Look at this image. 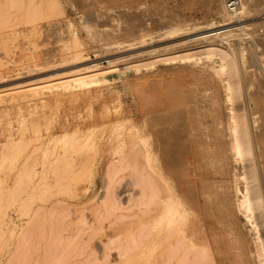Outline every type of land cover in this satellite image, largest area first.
I'll list each match as a JSON object with an SVG mask.
<instances>
[{
    "label": "rangeland",
    "instance_id": "374dc122",
    "mask_svg": "<svg viewBox=\"0 0 264 264\" xmlns=\"http://www.w3.org/2000/svg\"><path fill=\"white\" fill-rule=\"evenodd\" d=\"M13 1L0 0V264H164L166 258L167 264H179L186 254L183 264H259L255 257L264 252L263 218L255 210L248 221L237 206L250 156L232 155L223 117L225 106H232L238 112L246 108L257 119L256 184L264 204V98L254 92L264 68L250 63L264 59V0H248L249 11L241 17L248 20L244 30L239 21L231 23L233 34L224 46L242 65L236 76H230L218 53L197 49L203 40L197 32L207 22L227 21L224 0ZM189 52L192 56L185 59ZM94 63L98 66L91 67ZM208 65L224 68L216 76ZM106 68L112 70L96 84L63 85L75 75ZM237 79L240 95L232 92L226 102L224 86ZM147 135L158 161L150 149L136 151ZM132 139L135 160L134 155L122 160L120 151H128ZM110 160L114 170L120 167L116 175H109ZM19 174L27 181L21 193ZM141 178L143 189L129 183ZM112 185L120 193L119 207L118 199L111 204ZM149 188H154L150 197ZM166 190L174 206L169 214L157 195ZM97 197L105 199L106 207ZM118 213L136 215L122 219ZM114 215L120 219L112 221ZM130 239L140 243L133 247ZM123 244L132 246L127 258H122L128 254ZM118 245L126 253L118 252ZM197 256L203 258L196 261Z\"/></svg>",
    "mask_w": 264,
    "mask_h": 264
},
{
    "label": "bare ground",
    "instance_id": "6f19581e",
    "mask_svg": "<svg viewBox=\"0 0 264 264\" xmlns=\"http://www.w3.org/2000/svg\"><path fill=\"white\" fill-rule=\"evenodd\" d=\"M14 1H19V0H14ZM13 1V2H14ZM21 1H23V0H21ZM227 1L228 0H224V3H223V9H224V14L222 15V17L224 18L223 20L225 21V20H227V21H225V22H223V23H220V24H214V21L213 22H211V23H206L205 24V27H204V29L203 28H201V29H203L202 31H198L197 32V39H203L202 41L200 40V43H202L200 46H198L197 47V49H200V52H206V53H213V52H216V53H218V55L220 56V58H221V60L223 61V62H225L227 65H228V69H229V71L228 72H230L229 74H230V76H236V74H237V72L239 71V67L240 66H242V65H238V60H237V58L235 57V56H233L232 54H231V52L229 51V50H227V49H225L226 47V45H228L227 43H228V38L230 37V36H232L231 35V33L233 32V28L232 27H230L231 26V23L233 22V23H235V21L236 20H238L239 22V27H241L242 29L241 30H244L243 28L244 27H246L247 26V24H248V20H244V19H242L241 17H242V13H244V12H246V11H249V7H248V0H240V2H239V4L237 5V7L235 8V9H231L228 5H227ZM12 2V1H11ZM15 3V2H14ZM28 3V5L26 4V6H29V2H27ZM38 3H40L39 1H38ZM38 3H35V5L36 4H38ZM143 3V2H142ZM23 4V3H22ZM13 5V4H12ZM34 4H33V6H35ZM144 5V4H143ZM14 6V5H13ZM39 6H40V4H39ZM39 6H37L36 7V11L35 12H38L39 10H37L38 8H39ZM260 6V5H259ZM263 6V5H262ZM32 8V7H31ZM257 8V7H256ZM29 8H26V10H28ZM35 9V8H34ZM138 9V8H137ZM31 11H34V10H31ZM30 11V12H31ZM26 12V14H27V11H25ZM251 12V11H250ZM150 14V13H149ZM29 15H31V14H29ZM137 15V14H136ZM26 16V15H25ZM136 17V16H135ZM144 18V17H143ZM260 19H262L263 21L262 22H264V10L261 12V16H260ZM148 22V21H147ZM141 23V22H140ZM232 23V24H233ZM169 24V23H168ZM171 24V23H170ZM169 24V25H170ZM141 25H143V24H141ZM179 26H177L176 28H178ZM202 27V26H201ZM238 27V26H237ZM180 28V27H179ZM195 29V28H194ZM176 31V30H175ZM108 33V32H107ZM107 33H106V35H107ZM109 34H111V33H108V35ZM233 34V33H232ZM249 34V33H248ZM248 34H246V36L248 35ZM100 35H101V37H102V35H105V33L103 34V33H100ZM107 35V36H108ZM253 35V34H252ZM259 36H260V34H258ZM106 36V37H107ZM111 35H109L108 36V38L110 37ZM263 36L264 35H262L261 34V37L263 38ZM103 37H105V36H103ZM192 37V36H191ZM240 37V36H239ZM111 39L110 40H112V37H110ZM140 38V34H139V36H138V38L135 40V42L138 40ZM193 38V37H192ZM238 38V37H237ZM246 38V37H245ZM245 38H243L244 40H245ZM250 38H252L253 39V37H250ZM255 38H257V37H255ZM101 39V41L99 40V35H98V40L101 42V43H104V39L105 38H100ZM195 39V38H194ZM236 39V38H235ZM242 39V38H241ZM240 39V40H241ZM247 39V38H246ZM249 39V38H248ZM251 39V40H252ZM259 39V38H258ZM258 39H256V40H258ZM261 39V38H260ZM106 40H107V38H106ZM105 40V41H106ZM109 40V39H108ZM107 40V41H108ZM256 40H255V43H256ZM115 41V40H114ZM254 41V40H253ZM116 42L118 43L119 41H117L116 40ZM237 42V41H236ZM239 42V41H238ZM241 43H242V41H240ZM239 42V43H240ZM79 43V42H78ZM111 44L113 43L114 44V42H113V40L110 42ZM199 44V43H198ZM257 44L259 45V43L257 42ZM261 44H264V40L262 41V43ZM104 45H105V43H104ZM110 45V44H109ZM118 45V44H117ZM120 45V44H119ZM225 45V46H224ZM230 45V44H229ZM115 46V45H114ZM260 47H261V45H260ZM258 48V47H257ZM196 49V48H195ZM196 49V50H197ZM259 49V48H258ZM261 49H262V47H261ZM261 49H259V50H257V52H259ZM81 50V49H80ZM191 50V49H190ZM195 50V51H196ZM263 50V49H262ZM82 51V50H81ZM192 51V50H191ZM83 52V51H82ZM194 52V51H193ZM192 52V53H193ZM196 52H199V50L198 51H196ZM239 52V51H238ZM263 52V51H262ZM262 52H259L258 54H260L261 55V53ZM75 53H80V51L78 52V50H76L75 51ZM75 53H73V54H75ZM192 53L191 52H189L188 54H186L184 57H185V59L188 57L189 58V55H191L192 56ZM81 54V53H80ZM169 54V53H168ZM167 54V56H169ZM194 54H196V53H194ZM257 54V53H256ZM171 55V54H170ZM164 56H166V55H164ZM163 56V57H164ZM178 56V55H177ZM253 56H255V57H257L256 55H253ZM252 56V57H253ZM75 57L77 58V54L75 55ZM171 57H172V55H171ZM168 58L167 57V59H175V57H174V55H173V58ZM187 58V59H188ZM183 59V58H182ZM260 58H258V59H256L255 60V58H254V60H253V62H250L251 63V65H255V67L256 68H259L260 70H261V67H263L264 68V65L262 64V61L264 60H259ZM239 60H241L240 62L243 64V62L245 61H243V57L241 58V59H239ZM151 61V60H150ZM251 61V60H250ZM108 62H111V61H108ZM205 63V62H204ZM203 63V64H204ZM263 63H264V61H263ZM149 64V63H148ZM151 64V63H150ZM202 64V65H203ZM200 65V64H199ZM91 67H97L98 66V63H94V64H91L90 65ZM209 66V65H208ZM208 66H207V68H208ZM149 67V66H148ZM151 67V66H150ZM213 69H212V68ZM209 66V68H211V70L212 71H214V72H216V73H214L216 76H220V74L222 73V70H223V68H224V66H222V67H220V68H218V69H216L217 67H214V66ZM208 68V69H209ZM80 69H82V68H80ZM85 69V67H83V69L82 70H84ZM115 69V68H114ZM81 70V71H82ZM112 70V68H106V69H103V70H99V71H96V72H93V73H87V74H83V75H75L74 77H72L69 81L67 80L66 82L64 81L63 83V85H65V86H67V85H70V84H75V85H79V86H83V85H87L88 86V84H90V83H94V82H97L98 80H99V78H100V76L102 77H106L107 76V74H108V72L110 73V71ZM241 70H242V68H241ZM75 72H76V70H74ZM78 71V70H77ZM210 71V70H209ZM211 71V72H212ZM240 72V71H239ZM261 74H259L260 76L259 77H257L256 78V86H255V89H254V92L255 93H257V94H259L261 97H263L264 98V74L262 73V71H259ZM264 72V71H263ZM218 74V75H217ZM255 74V73H254ZM243 76V75H242ZM240 77V76H239ZM219 79H220V77H218ZM237 78V77H236ZM65 79V78H64ZM240 81H241V85L243 86V87H247V81L245 80V79H242L241 77H240ZM243 80V81H242ZM53 81V80H52ZM240 81L237 79V80H235V82L234 83H229V84H227V86H224V87H226V89H225V93L226 94H224L225 95V99H226V102L228 101V100H230L231 101V93L232 92H234V95L236 96H239L240 94V91H239V88H240ZM107 82V81H106ZM46 84V83H45ZM94 84H96V83H94ZM99 85V84H98ZM37 86V85H36ZM251 86V85H250ZM47 87V86H46ZM84 87V86H83ZM242 87V88H243ZM72 88H73V86H72ZM71 88V89H72ZM224 89H223V91H224ZM67 90V89H66ZM32 91V90H31ZM35 91H36V89H35ZM20 92V91H19ZM37 93V92H36ZM34 94V93H33ZM35 95V94H34ZM12 97V96H11ZM18 98V97H17ZM22 98V97H21ZM231 104H232V102H230ZM223 104V103H222ZM227 104V103H226ZM226 108H228L227 110L228 111H224L225 112V116L223 117V123H224V129H225V131L227 132V136L229 137V142H227L228 144H230V145H228V146H230V148H229V150H230V152H232L233 154V156L236 158L237 157V154H241V155H248V156H250V159H249V161H248V164L246 165V168H245V175H244V178H245V181H246V185H245V189H244V192H243V194H242V199H240L239 201H238V205H237V202H236V205L238 206V211L240 212V211H242V212H244L245 213V216H246V218H248L247 220L248 221H250V219H251V217L254 215V211L255 210H258L259 211V213L257 214V217H262L263 218V222L262 223H264V210H263V206H264V204H263V199H262V194H261V192H260V190H259V188L257 187V177H258V172H257V164H256V152H255V148L257 147V144L255 143L256 141H255V134H254V132H253V129L255 128H253V123L255 122V121H257V119L254 117V116H252L253 114L250 112V111H248L245 107V109H244V111H240V112H238V108L236 109L235 107H232V106H225ZM224 114V113H223ZM263 122V120L261 121V123ZM256 133V132H255ZM253 136H254V138H253ZM227 137V138H228ZM135 138V137H134ZM190 139H192V137H190ZM253 139H254V141L255 142H253ZM228 141V140H227ZM124 142V141H123ZM96 143V142H95ZM122 143V142H121ZM130 145V147L128 148V151H120L121 152V154H122V160L123 159H125L126 157H129V155H131V157H133L132 155H134V159L133 160H135V140H131V143H129ZM86 146H88V145H90V142H88V143H86L85 144ZM157 145V144H156ZM97 146V145H96ZM153 146H152V139H151V137H150V135H147L145 138H143V140L141 141V143H140V145L139 146H137V152H141L142 150H143V148H144V150H145V148H147V150L148 149H150V150H148L150 153H151V157H154V155H155V157H156V160L158 161V159H157V154H156V151L152 148ZM255 147V148H254ZM257 149V148H256ZM171 150V149H170ZM169 150V151H170ZM85 152V151H84ZM97 152V151H96ZM100 152V151H99ZM167 152V151H166ZM68 156V155H67ZM66 156V157H67ZM70 156V155H69ZM130 157V159L132 160V158ZM74 159H76V157L74 158ZM121 159H119L118 161L119 162H121ZM236 160V159H235ZM74 161V160H73ZM117 161V162H118ZM110 162H111V164L113 163L114 164V162H112L111 160L108 162V164H110ZM119 162L117 163V165H119ZM134 162V161H133ZM231 162V161H230ZM233 162V164L234 163H236V162H234V160L232 161ZM72 163V162H71ZM71 163H69L70 165H71ZM67 164V166L69 165L68 163H66ZM65 164V165H66ZM95 164V163H94ZM113 164H112V172H110L109 171V175L111 174V173H113L114 174V172H115V174L114 175H116L118 172V170H120V167L117 169V167H116V169L114 170V168H113ZM33 165V164H32ZM232 165V164H231ZM59 166V165H58ZM30 168H32V166H29ZM69 167V166H68ZM25 168H26V166L23 168L24 170H25ZM108 168V167H107ZM235 168V167H234ZM22 169V170H23ZM21 170V169H20ZM24 170H23V172H24ZM27 170V169H26ZM25 170V171H26ZM63 170V169H62ZM117 170V171H116ZM30 169H29V173H28V170H27V174H30ZM64 171H66V169H64L63 170V172ZM18 172V171H17ZM55 172V171H54ZM62 171L60 172V173H58V174H61V173H63ZM233 172H235V169H234V171ZM20 173V172H19ZM22 173V172H21ZM65 173V172H64ZM106 173H108V172H106ZM105 173V174H106ZM236 173V172H235ZM235 173H234V176H235ZM26 173H25V175H24V177H25V179H26V176H29V175H27ZM56 175V182H57V180L58 181H60V178H58L57 176H59V175ZM111 175V177H113L114 175ZM233 174V173H232ZM16 175H18L17 173H16ZM64 175V174H63ZM62 174L60 175V177L61 178H64V176H63ZM19 179H20V182H22V183H20V182H18V180L19 179H17V180H15V181H17V182H14L15 183V185H16V183H17V185H19V189H18V186L17 187H15V185H14V187H15V190L16 189H18V191L20 190V191H22L20 188H22L26 183H25V181L26 180H24L23 181V179H22V181H21V178L23 177V176H21L20 174H19ZM63 176V177H62ZM105 176V175H104ZM106 177H108V176H106ZM110 177V176H109ZM110 177V178H111ZM109 178V179H110ZM233 178H236V177H233ZM102 179H104V178H102ZM108 179V180H109ZM27 180H28V178H27ZM30 180V179H29ZM29 180H28V182H29ZM107 180V179H106ZM108 180H107V182H108ZM129 180V179H128ZM127 180V181H128ZM135 180V179H134ZM104 182H105V179L103 180ZM113 181V180H112ZM111 181V182H112ZM116 181H117V179H116ZM126 181V182H127ZM27 182V181H26ZM129 182V181H128ZM142 182H143V178H141V181L139 182V181H137L136 180V182L134 181H132L131 182V180H130V184L131 185H134L135 186V183L136 184H138L139 186H141L142 187V189L143 188H145L143 185H142ZM154 182V181H153ZM234 182H235V179H234ZM20 183V184H19ZM59 183V182H58ZM58 183H56L57 185V187H58V185H62L63 183H60V184H58ZM113 183H118V181L117 182H113ZM21 184H23V185H21ZM114 184V185H115ZM123 184V183H122ZM121 184V185H122ZM125 184V183H124ZM153 183H151V185H152ZM235 184V183H234ZM21 185V186H20ZM64 185V184H63ZM62 185V186H63ZM106 185L108 186L109 185V182H108V184H104L103 186H105V188H106V190L108 191L109 190V186L108 187H106ZM120 185V186H121ZM130 185V186H131ZM116 186V185H115ZM114 186V188H113V185H112V190L114 191V189H116L115 190V194H114V192L113 191H111L110 193H111V195H113L114 194V197L112 196V200H113V203H111V204H113V206H115L114 205V199H118V201H117V205L119 204V201H120V193H117L116 191H117V188ZM119 186V185H118ZM235 186H237V185H235ZM14 187H13V194H15V190H14ZM152 187V186H151ZM104 188V189H105ZM108 188V189H107ZM155 188V187H154ZM154 188H149V194H148V190L146 189V190H144V193H146V194H148V197H150V195H152L153 196V194H154ZM261 188V187H260ZM9 189H11V186L9 187ZM103 189V190H104ZM121 189V188H120ZM127 189V188H126ZM150 189H152V193H151V190ZM236 188H234V190H235ZM58 190V189H57ZM60 190V189H59ZM62 190H63V188H62ZM62 190H60V191H62ZM88 190H89V188H88ZM129 190V188L127 189V191ZM237 190V189H236ZM239 190V189H238ZM17 191V190H16ZM19 191V192H20ZM64 191V190H63ZM107 191H105L104 190V193H109V192H107ZM124 191V190H123ZM160 191V189H158L157 190V192H159ZM240 191V190H239ZM120 192V191H119ZM130 192H131V189H130ZM4 193V192H3ZM8 190H7V192H6V196H5V198H8ZM11 194V196H12V192H10ZM21 193V192H20ZM101 193H102V191H101ZM104 193H102V194H104ZM113 193V194H112ZM151 193V194H150ZM156 193V192H155ZM164 193H166V195H161V193L160 194H158L157 193V195L159 196V198L160 199H162V201H163V203H164V210H166V213L167 214H169V213H172V211H173V209H174V206L170 203L171 201V194L166 190V192H164ZM238 193V192H237ZM237 193H235L236 195H237ZM1 194V193H0ZM19 193H17L16 192V196L18 195ZM2 195V194H1ZM106 195V194H105ZM134 195H135V192H134ZM157 195H155L156 196V198H157ZM10 196V197H11ZM129 196V195H128ZM154 196V197H155ZM164 196V197H163ZM13 197V196H12ZM101 197V196H100ZM98 198V199H101V198ZM121 197H122V195H121ZM153 197V198H154ZM102 198H103V196H102ZM105 199L107 198L106 196L104 197ZM111 198V197H110ZM236 199H237V197H235ZM105 199H101V201L102 200H105ZM123 200H124V198H122ZM130 199V198H129ZM149 199V198H148ZM150 199H152V197L150 198ZM160 199H159V201H156L157 202V205H158V203L160 202ZM106 200H109V199H106ZM122 200V201H123ZM100 201V202H101ZM129 201V200H128ZM236 201V200H235ZM112 202V201H111ZM155 201H148V203H154ZM102 203H103V208L104 207H106V205H105V203L102 201ZM101 203V204H102ZM150 204H148V207H149V205ZM123 205V204H122ZM24 206V205H23ZM26 206V205H25ZM120 205H118V207H119ZM134 206V205H133ZM109 207H112V205L111 206H109ZM108 207V208H109ZM117 207V208H118ZM122 207V206H121ZM130 207V206H129ZM132 207V206H131ZM148 207H146V210L148 209ZM25 208V207H24ZM112 208H114V207H112ZM139 208V207H138ZM106 209V208H105ZM120 209H122V208H120ZM125 210H130L129 208L127 209V207L126 208H124ZM25 210V209H24ZM97 210L98 209H96V212H97ZM110 210L112 211L113 209H111L110 208ZM116 210V209H115ZM138 211H139V209H137ZM142 212H145V210L142 208ZM149 210V209H148ZM147 210V211H148ZM177 210V209H176ZM23 211V210H22ZM107 210H105L104 211V213L106 212ZM149 211H151V210H149ZM237 211V212H238ZM113 212V211H112ZM140 212H141V210H140ZM25 213V212H24ZM146 213V212H145ZM148 213V212H147ZM23 214V213H22ZM26 214V213H25ZM99 215H101L100 214V212L98 213ZM107 214V215H106ZM106 214H104L105 215V217L107 216V219H108V215H109V210L106 212ZM119 215L121 214V213H118ZM134 214V213H133ZM133 214L131 215H129V217L130 216H133ZM239 214V213H238ZM99 215H98V217H99ZM123 214H121L120 215V218H122L121 216H122ZM134 215H136V214H134ZM85 216H87V213H85ZM89 216V215H88ZM102 216V215H101ZM111 216V215H110ZM109 216V217H110ZM115 217H113V220L112 221H114L115 220V218L117 217V219H120L119 218V216L117 215H114ZM125 216H127V215H124V217L123 218H126ZM82 217H84L83 215H82ZM128 216H127V218H129ZM134 217V216H133ZM86 218V217H85ZM88 218V217H87ZM100 218V217H99ZM122 218V219H123ZM131 218V217H130ZM138 218V217H137ZM82 219V218H81ZM98 219V218H97ZM230 219V218H229ZM82 221H84V219L82 220ZM87 221L88 220H86L85 222L87 223ZM119 221H121V220H119ZM110 222V221H109ZM10 223H11V220H10ZM115 223V222H114ZM116 223H118V222H116ZM147 223V222H146ZM176 223H178V222H176ZM252 223V222H251ZM83 224V223H82ZM89 224V223H88ZM179 224V223H178ZM9 225V224H8ZM263 225V224H262ZM101 227H102V225H100ZM146 225H144V227H145ZM256 226V225H255ZM143 226H142V228H144ZM7 228H8V226H7ZM100 228V227H99ZM137 228H139V227H137ZM16 229V228H15ZM86 229V228H85ZM84 229V230H85ZM149 228H147V230H148ZM3 230V229H2ZM13 230V229H12ZM136 230H139V229H136ZM142 229H140L139 231H141ZM4 231V230H3ZM7 231V230H6ZM10 231V230H9ZM14 231V230H13ZM139 231H137V232H139ZM146 231V230H145ZM144 231V232H145ZM149 231V230H148ZM170 232L172 233V228L170 229ZM263 233H264V231H262ZM139 233H141V232H139ZM147 233V232H146ZM174 233V232H173ZM181 233V232H180ZM131 234H133V233H131ZM176 234V233H175ZM12 235V234H11ZM129 235V234H128ZM164 235H166V234H164ZM173 235V234H172ZM117 235L114 237V239H115V241L117 240ZM163 237V236H162ZM180 237H181V235H180ZM261 238H262V236H260ZM263 237H264V234H263ZM113 238V237H112ZM110 239V240H113V239ZM130 238H132V236L130 237ZM260 238V239H261ZM108 239V240H109ZM163 239V238H162ZM109 240V241H110ZM125 240V239H124ZM134 240V239H133ZM175 240H177V238L175 239ZM261 240H263V238L261 239ZM13 241V240H12ZM142 241V240H141ZM158 241V240H157ZM182 241V240H181ZM120 242H121V240H120ZM119 242V243H120ZM130 242H131V245H133V247H135L134 246V244L135 243H137V245H138V242L140 243V241H139V239H137V242H132V239H130ZM167 242V241H166ZM177 242H180L179 241V239L177 240ZM254 242H255V240H254ZM262 242H264V240L262 241ZM112 243V242H111ZM125 243H126V240H125ZM175 243H176V241H175ZM182 243L183 242H181L180 244H178V247H179V245H180V247L182 246ZM12 244V243H11ZM177 244V243H176ZM176 244L174 245V247L176 246ZM264 243H262V245H263ZM107 246L109 245L108 243L106 244ZM120 246H121V244H119ZM119 245H118V247H116L117 248V251L119 250V251H124L125 249L123 248V247H126V252L128 253V254H126V256H122V258L123 257H128L127 255H130L129 253L131 252V253H133L132 251H130V250H127V249H130V248H127V246L129 247V245H127V244H123V245H126V246H123L122 248H123V250L121 249H118V248H121V247H119ZM136 245V246H137ZM170 245V244H169ZM104 247H105V243H104V245H103ZM172 247L173 246H171L170 247V249H172ZM178 247H176V249H177V251H178ZM186 247V246H185ZM184 247V248H185ZM256 247V246H255ZM107 248V247H106ZM184 248H183V250H184ZM187 249L189 248V246H187L186 247ZM186 248H185V250H184V252L185 251H188V250H186ZM97 249H99V248H97ZM96 249V250H97ZM105 249V248H104ZM173 249H175V248H173ZM256 249V248H255ZM193 250H195V249H192V251ZM257 250V249H256ZM255 250V251H256ZM99 251V250H98ZM118 251V252H119ZM124 251V252H125ZM169 251V250H168ZM182 251V250H181ZM197 251V250H196ZM264 251V250H263ZM125 252V253H126ZM170 252H173V251H170ZM170 252H169V254H170ZM183 252V251H182ZM184 252H183V256H184ZM176 253V252H175ZM175 253H173L172 254V257L174 256V254ZM189 253V252H188ZM198 253V252H197ZM203 253V252H202ZM257 253V257H255V259L257 258V262L259 263V264H264V252H256ZM99 254H100V252H99ZM103 254H104V251H103ZM121 254V253H120ZM252 254V253H251ZM122 255V254H121ZM125 255V254H124ZM179 256V258L180 257H183V256ZM186 255H188V254H186ZM185 255V257L184 258H181V259H183V260H180L179 258V261L180 262H182V264H183V261H184V259H187L186 256ZM194 255L195 254H193L192 256L194 257ZM104 256V255H103ZM161 256V255H160ZM171 256V254L169 255V257ZM196 256V255H195ZM253 256V255H252ZM135 257V256H134ZM167 257V256H166ZM201 259L203 258V257H201V256H199ZM199 257L197 256L196 257V261H199V260H197V259H199ZM121 258V259H122ZM132 258V257H131ZM209 258V257H208ZM103 259H105L104 257H103ZM121 259H119V260H121ZM193 259H195V258H193ZM200 259V260H201ZM98 260H99V258H98ZM100 260H101V258H100ZM168 260H170V259H168ZM92 262H93V260H91ZM102 261V260H101ZM165 261H167V258L165 259ZM164 261V264L166 263ZM179 261H177L179 264H181ZM190 261H192V263L193 262H195V260L193 261L192 259L190 260ZM210 261H211V259H210ZM103 262H105L104 260H103ZM176 262V263H177ZM201 262V261H200ZM208 262V261H207ZM184 263H185V261H184ZM197 263H199V262H195L194 264H197ZM146 264H148V263H146ZM167 264V263H166Z\"/></svg>",
    "mask_w": 264,
    "mask_h": 264
},
{
    "label": "built area",
    "instance_id": "2783aa9c",
    "mask_svg": "<svg viewBox=\"0 0 264 264\" xmlns=\"http://www.w3.org/2000/svg\"><path fill=\"white\" fill-rule=\"evenodd\" d=\"M240 0H228L227 1V5L231 8V9H235L237 7V5L239 4ZM238 21V20H237Z\"/></svg>",
    "mask_w": 264,
    "mask_h": 264
}]
</instances>
